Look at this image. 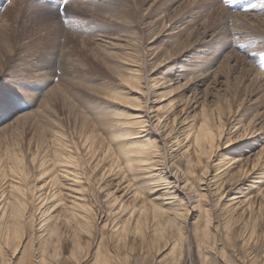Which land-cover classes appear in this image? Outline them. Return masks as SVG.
<instances>
[{
    "label": "rangeland",
    "instance_id": "obj_1",
    "mask_svg": "<svg viewBox=\"0 0 264 264\" xmlns=\"http://www.w3.org/2000/svg\"><path fill=\"white\" fill-rule=\"evenodd\" d=\"M130 1L77 0L73 3L72 7L78 14L70 13L69 17L72 23L65 26L68 35L73 33L76 34L74 38H78L65 47L64 52L66 53L63 54L70 58L68 63L71 64V71L74 72L75 86L69 87V93L72 96L70 94L66 96L58 85L59 72L57 75L39 77L40 69L38 66L41 56L39 53L52 50L53 42H55L54 48L59 50L58 55L62 53L60 51L61 32L60 34L54 33L56 39H53V31L50 25L45 24V28V25H32L30 22L31 17L36 19L40 16L41 21H44L45 18V23L49 22L50 24L52 22L53 24L55 21V27L61 25L53 17L50 18L48 15L42 14L50 6L55 8L59 6V0H0L1 34L12 38L14 29L18 31L21 29L20 26L26 25L32 27L29 32H18L19 41L14 46L15 51L7 54L8 59L6 58L0 69V128L2 129L6 125L11 126V129L19 128L24 135V142L28 143L36 134H39L40 123L47 122L48 119L51 120L44 111L40 112L41 110H48L50 114L53 113L52 115L64 123L65 130L69 135L75 133V127L82 123L83 118L82 115H78L77 111H86L87 109L91 110L92 113H95L96 110H102L105 113L108 111L105 108V97L91 91L88 87L90 82L103 80L105 76L107 79L115 81L116 75L104 62V59L112 58V60L115 59L114 61H119L123 65V70L126 71L131 68L140 69L143 75V87L146 91L142 95L144 104L139 112L148 120L146 129L150 133L149 135L155 138L159 144L161 143L163 158L165 157L163 161L166 166L161 161L162 163L157 166L161 170H157V172L160 171L165 174L170 182L169 185L162 186L148 183L147 195L167 207L185 204V207L189 209V214L182 220L186 231L183 263L201 264L194 226L203 221V216L201 217L200 211L194 206L198 194L204 192L209 195L208 201L203 203L212 209L211 246L209 247L211 250L217 251V253L210 252L213 261L215 264H225L221 261L220 250L226 248L228 256L235 261V264H251L249 259L264 256V195H262L264 193V179H253L262 167L255 174L249 175L245 172L243 176L240 175L233 180L230 178L237 174V170L243 163L246 164L247 161H250L252 165L251 159L259 152H264V68L261 67V63L264 62V55H262L264 44L250 42L253 39V34L264 32V11L260 7L264 0H237L235 4H230L227 0H224L223 3H219L218 0ZM105 3L107 6L109 5L108 8L104 5ZM250 5H256V7L252 8ZM114 6L116 9L113 8ZM102 9L106 10L107 13L109 12L110 15ZM111 9L121 10L122 16L119 12L115 15L116 12ZM24 12L27 13L24 14ZM130 13L136 17L132 16L131 18ZM22 16H24V21ZM118 16L121 18L118 19ZM128 27L137 28V33L134 34L131 30L129 34L124 32ZM123 33L125 35L118 38ZM83 41L87 45H84ZM121 51L135 55L138 54L132 51L138 52V66L125 59H117L114 54ZM14 52L17 53L11 60ZM10 60L11 62H9ZM35 79L38 81L35 82ZM253 82L256 84L253 85ZM41 85L44 87L43 93H41L42 89H38V86ZM50 88L53 90L48 92ZM248 89L254 91H247ZM236 90L238 97L235 95ZM45 93L46 95H44ZM29 96L35 100L30 102ZM225 96L229 100L234 99V102L237 101V98L240 99L237 104L243 102L240 110L243 109L244 111L239 110L240 112H238L241 113L239 115L242 117H240L241 121H234L236 127L241 126L242 121L247 123L253 116L258 115L259 118L253 119L256 120L254 125L257 132L254 130L255 133L253 132L245 139H240L237 137L241 132H234L236 128L227 125L228 131L226 133L234 137L233 145L227 147L224 143L226 136H224L223 145L221 144L220 149L209 161L211 168L204 177V182L199 180L203 172L202 167L197 166V175L188 174L189 182L195 191L191 190L189 185L186 189V175L181 171L177 172L178 166L187 172V153L185 152L187 140H184L183 137L185 128L190 124L189 122L195 121L202 106L212 108L217 105L218 101L224 102ZM43 100L46 101L43 106L45 109L42 108L41 101ZM39 104L40 109L38 108ZM235 107L232 108L236 111L238 108ZM255 111L258 113L256 114ZM228 116L225 117V120L228 119ZM23 117H27V119ZM234 118L228 119L227 123L233 122ZM176 137H179L182 142L177 144ZM222 155L225 157L223 159L236 158V160L234 159L235 163L232 164V174H225L227 170L224 168L228 166L222 169L217 168V163L220 162ZM238 161L241 163L240 166L239 163L236 164ZM228 162L230 164V161ZM251 165L250 168H252ZM147 176L150 175L140 173L141 178L139 177V180L146 182ZM215 176L217 177L213 178ZM220 176L221 179H219ZM112 178L110 175L104 178L106 179L104 182L109 185L104 188L105 190L101 194L102 202H107L108 191L111 193L113 191L112 194L128 201L129 196H127L128 198L125 196L127 190L118 189L120 181L118 180L119 183L117 184L118 181ZM216 180L219 181L218 184L223 180L225 181L220 191L224 195L220 199L216 192L218 187L215 184ZM168 193L169 195H167ZM170 193H175L177 198L170 197ZM244 193L255 197L258 194L253 200L252 208L242 203L244 199L242 195H246ZM230 205L232 206L229 207ZM228 218H232L233 223L231 236L234 235V237L232 242L225 237V223ZM249 218L256 219L259 222V227L257 228V239L254 237V241L252 240L250 244L251 247L254 246L253 248L250 247L252 249L251 255L247 258L243 252L245 242L243 232L245 231V222ZM138 246L139 244H137L135 256L132 259L133 264L144 261L139 256L143 251L141 252V248ZM68 255L69 251L66 250L65 256ZM157 258V256H150L149 264L151 261H154L153 264L156 263V260H159Z\"/></svg>",
    "mask_w": 264,
    "mask_h": 264
},
{
    "label": "bare ground",
    "instance_id": "obj_2",
    "mask_svg": "<svg viewBox=\"0 0 264 264\" xmlns=\"http://www.w3.org/2000/svg\"><path fill=\"white\" fill-rule=\"evenodd\" d=\"M131 1L133 2V0ZM104 5L107 6L106 3ZM110 8L112 7L110 6ZM113 8L116 9L115 6ZM115 9H111L116 12L115 15H117V12H122L119 9V11ZM54 11L55 7L50 6L42 14L51 18L54 15ZM70 13L72 12L70 11ZM107 14L110 15L109 12ZM111 14L113 13L111 12ZM129 15H131V18L132 16L136 17L132 13ZM121 16L117 18L119 19ZM39 17L36 19L31 17V24L50 25L53 31V39H56L54 33L60 34L61 32L62 36V43L60 44L62 53L60 55H58L59 50L54 48L55 42L52 43V50L39 53V56L41 54L38 62L39 77L42 75H57L59 72L60 79L57 77L58 85H60L61 91L66 96H69V87L73 88L75 86V77L73 75L74 72L71 71L72 66L68 63L70 58L63 53H66L64 52L65 47L73 43L74 39L78 37L74 38L76 34L74 35L73 33L68 35L65 25L55 27V21H53V24L52 22L49 24V22H44L45 18L44 21H41ZM23 19L24 16H22ZM58 24L60 23L58 22ZM46 25L44 26L45 28ZM109 26L111 27V25ZM20 28L18 31H15V29L12 31V38L0 33V69L8 57L7 54L15 51L14 46L19 41L18 32H29L32 29L30 25L20 26ZM130 30L134 34L137 33V28L135 27H128L124 32L129 34ZM123 35L125 34L123 33L118 38L123 37ZM83 44L87 45L85 41H83ZM132 52L138 55L122 51L116 52L114 55L117 59H125L136 66L139 63V58H137L139 53L136 51ZM16 53L14 52L11 60L14 59ZM48 55L50 56L48 57ZM114 60L106 58L104 62L116 75L115 81L109 80L105 76L104 78L102 77L103 80H95L88 84L91 91L105 97V108L108 111L105 113L102 110H96L95 113H92L87 108V110L85 109L86 111L78 109V115H82L83 118L82 123L75 127V133L69 135L65 130L66 126L64 123L57 119L58 117L56 118L52 115L53 113L50 114L48 110H41L40 112L44 111L51 120L48 119L47 122H41L39 134L34 133L37 136L35 135L28 143L24 142V135L19 128L11 129V126L6 124L2 129L0 128V264H133L132 259L135 256L137 244L141 248L140 251H143L139 256L144 259L139 264H149L148 260L152 255L157 256V259H159L154 264L183 263L186 231L183 219L179 220L177 213L182 214L183 218H185L190 211L185 207V204L167 207L147 195L148 183L158 186L170 184L165 174L160 171L157 172V170H161L157 166L162 163L161 161L165 157L163 158L161 143L159 144L147 132L148 120L139 112L144 104L142 95L146 91L143 87L141 70L138 68L123 70V65L119 61ZM36 81L38 80L35 79ZM252 84L255 85L256 82ZM136 88H139L140 91L137 92ZM38 89H42L41 93L44 92L43 85L38 86ZM52 90L50 88L48 92ZM247 91L253 92L254 90L248 89ZM238 93L240 92L238 91ZM235 95L239 96L237 90ZM109 96L112 99H107ZM29 98L31 97L29 96ZM225 99L224 102H221L222 100L218 101L217 105L212 108L203 104L204 106H202L195 121L189 122L190 124L185 128L183 137L184 140H187L185 146L187 148L185 150L187 153V155L185 154L187 172L180 169L179 166L177 172L181 171L186 175V183L191 186L193 191H195V188L189 182L188 174L194 176L193 173L196 174V167L201 166L203 172L199 180L203 181L209 172V168H211L209 167V161L220 149L224 136H226L225 142L223 141L225 145L227 147L233 145L234 137L226 133L228 131L227 125H232V128H236L234 132H241L237 137L240 139H245L248 135L253 134L256 128L254 125L256 120L253 119L258 115L255 114L248 120L249 122L244 123L242 121V125L236 127L234 121H241L242 117H239L241 113L239 114L238 112L244 111L243 109V111L240 110L243 102L237 104L240 101L238 98L235 102L234 99L229 100L228 97ZM34 100L35 98H31L29 101L32 102ZM47 100L49 101V99ZM120 100H124L125 103H119ZM45 102V100L41 101L42 108ZM40 104L38 106L39 109L41 108ZM235 104H237L236 107L238 108L236 111L232 108L233 106L235 107ZM227 116L230 120L235 117L233 122L228 124V119L225 120ZM24 119H27V117ZM45 120L47 119L45 118ZM201 125H203V128H201ZM176 138L177 144L182 142L179 137ZM224 155H222L220 162L217 163V168L222 169L228 166L224 168V170H227L225 174H232V164L235 163L236 158L232 157L230 160L226 158L230 161L229 164L228 161H225L226 159H223ZM33 156L36 157L35 164L32 163ZM263 159L264 152L261 151L251 159L252 165L250 161L242 165L238 161L236 164L239 163V166H241L237 170V174L232 176L230 180L240 175L243 176L245 172L249 173V175L255 174L261 169L260 167H262L261 171L253 179H264ZM205 161H207L206 164ZM162 164L166 166L164 161ZM250 165L252 168H250ZM13 170H15V175H13ZM155 171L157 173L152 174ZM21 173H23V176ZM140 173L150 175L145 179L146 182L139 180ZM107 175L120 181L118 189L127 190L125 196H129L128 201L121 199L118 195L112 194L114 193L113 191L111 193V191L106 189L108 191L106 195L108 199L106 203L102 202L101 194L104 192V188L109 185L104 182L106 180L104 178ZM221 176L219 179H221ZM218 182L216 180L215 184L218 185L216 192L219 194L218 198L220 199L224 195L220 191L225 181L223 180L220 184ZM13 183H16L17 187L22 191L27 189L24 197L13 192L11 187ZM137 192L140 193L139 197ZM208 195L204 192L198 194L196 204L194 203V207L200 211L201 217L203 216V221L196 223L194 226V234L199 244L201 264H215L210 252L217 253L215 249L211 250L209 247L211 246L212 209L203 203L208 201ZM172 196L177 198L175 193H170V197ZM242 197H244L242 203L252 208L253 200L256 197L249 194L242 195ZM9 201H12V203L10 204ZM22 205L24 207H21ZM231 219L228 218L225 223V237L230 242L233 241L234 237V235L233 237L231 236L233 224ZM105 224L108 225L107 228L104 227ZM204 224L205 227H203ZM258 224L259 222L253 218H249L245 222L243 252L247 258L250 257L251 248L254 247H251L250 244L254 237L257 236ZM125 225H127V228H125ZM181 233L183 234L182 237ZM225 249L220 250L221 261L225 264H235V261L230 259ZM66 250L69 251L67 257L65 256ZM74 250L76 252L75 259L72 258ZM13 258L15 259L13 260ZM259 258L256 256L249 259V262L251 264H264V256ZM153 262L151 261V264Z\"/></svg>",
    "mask_w": 264,
    "mask_h": 264
},
{
    "label": "snow or ice",
    "instance_id": "obj_3",
    "mask_svg": "<svg viewBox=\"0 0 264 264\" xmlns=\"http://www.w3.org/2000/svg\"><path fill=\"white\" fill-rule=\"evenodd\" d=\"M77 2V0H59V6H57L55 8L54 11V15L53 18L56 19L62 26L63 25H67L72 23L71 18L69 17V12L71 11L73 15L78 14L76 12V10L72 7L73 3ZM219 3H223L224 0H218ZM228 3L230 4H235L237 2V0H227ZM250 7L255 8L256 5H250ZM261 10L264 11V3L261 4ZM251 43H261L264 44V32L259 33V34H253V39L250 41ZM262 55H264V53H262ZM261 67L264 68V62L261 63ZM129 87H131V85H129ZM136 91L139 92L140 89L136 88ZM107 99H112L111 96L107 97ZM119 103H125L124 100H120ZM201 128H203V125H201ZM22 163V162H21ZM32 163L35 164L36 163V157L33 156L32 157ZM15 170H13V175H15ZM21 175L23 176V173H21ZM193 175H195V173H193ZM126 181H127V177H126ZM12 190L14 193H18L21 197L25 196V193L27 191V189H24L23 191L17 187L16 183H13L11 185ZM188 185H185V188L187 189ZM101 191H103L101 189ZM140 193L137 192V196L139 197ZM9 203L11 204L12 201H9ZM21 207H24L23 205ZM177 217L179 219H183V215L180 213H177ZM41 227H43V225H41ZM105 228L108 227L107 224L104 225ZM125 228H127V225H125ZM183 236V234L181 233V237ZM247 242V241H246ZM81 251H83V249H81ZM76 257V252L75 250L72 253V258L75 259Z\"/></svg>",
    "mask_w": 264,
    "mask_h": 264
}]
</instances>
